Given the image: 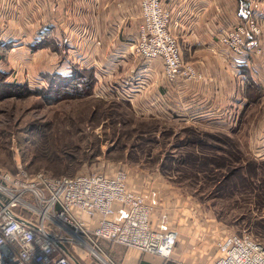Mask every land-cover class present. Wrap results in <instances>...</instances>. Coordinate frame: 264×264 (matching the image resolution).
<instances>
[{
  "label": "rangeland",
  "instance_id": "374dc122",
  "mask_svg": "<svg viewBox=\"0 0 264 264\" xmlns=\"http://www.w3.org/2000/svg\"><path fill=\"white\" fill-rule=\"evenodd\" d=\"M60 1L68 34L76 24H88L84 0ZM46 3L0 0V172L57 177L124 171L131 185L157 194L153 213L186 209L214 224L217 240L250 234L264 246L260 94L248 90L237 126L227 130L219 123L178 120L176 112L152 108L142 93L132 100V92L99 87L94 69L72 55L68 34L54 36L48 22L58 5ZM68 60L71 72L86 75L83 90L67 89L69 81L62 80L67 75L58 70ZM21 212L40 218L29 209ZM87 262L105 264L93 254Z\"/></svg>",
  "mask_w": 264,
  "mask_h": 264
},
{
  "label": "crops",
  "instance_id": "0c3cea01",
  "mask_svg": "<svg viewBox=\"0 0 264 264\" xmlns=\"http://www.w3.org/2000/svg\"><path fill=\"white\" fill-rule=\"evenodd\" d=\"M44 1L48 2L46 7H51L55 0ZM56 1L57 13L48 24L55 27L54 36L62 39V34H68V26L60 18L61 1ZM84 1L82 7H85L88 24L85 27L76 24L67 36L75 48L72 55L82 66L94 69L99 87L132 92V100L142 93L150 100L152 108L161 109L166 114L176 112L174 115L178 120L219 123L221 125L217 127L227 130L237 126V119L248 103L250 83L259 87L264 102V0H163L162 5L170 13L169 30L178 40L183 61L202 76L197 81L181 78L173 82L165 79L161 60L145 61L135 53V36L142 24L139 0ZM135 10H139L138 21ZM250 16L261 24V36L253 42L248 55L238 57L218 39L244 25ZM122 21L125 24L121 37L117 25ZM69 60L64 61L58 70L63 75L71 74ZM262 129L263 147L264 126ZM129 185L136 194H143L141 196L153 211L152 202L157 194H148ZM189 212L186 209L169 210L161 215L152 212L150 226L153 230L177 233V245L169 259L108 240H92L112 264H211L217 260L218 241L221 239L217 240L213 234L214 224L198 220ZM125 217L124 208L116 206L111 219L122 223ZM81 219L89 230L97 224L96 219L85 216ZM64 246L80 264H89L87 259L91 254L80 252L73 243L68 242Z\"/></svg>",
  "mask_w": 264,
  "mask_h": 264
},
{
  "label": "built area",
  "instance_id": "2783aa9c",
  "mask_svg": "<svg viewBox=\"0 0 264 264\" xmlns=\"http://www.w3.org/2000/svg\"><path fill=\"white\" fill-rule=\"evenodd\" d=\"M162 2L139 0L142 24L135 36V53L145 61L161 60L164 77L170 82L202 79L183 61L178 40L169 30L170 13ZM248 18L218 39L238 57L248 55L261 36V24ZM116 206L126 212L122 223L111 219ZM26 209L40 214L39 220L24 216L21 211ZM151 211L147 200L130 189L124 171L113 176L89 172L57 177L43 172H0V264H75L56 245L73 243L71 234L85 242L86 238L99 255L92 238L169 259L177 245V233L153 230ZM81 216L96 219V226L87 229ZM211 264H264V246L250 234L229 235L219 241L217 260Z\"/></svg>",
  "mask_w": 264,
  "mask_h": 264
},
{
  "label": "trees",
  "instance_id": "16d2710c",
  "mask_svg": "<svg viewBox=\"0 0 264 264\" xmlns=\"http://www.w3.org/2000/svg\"><path fill=\"white\" fill-rule=\"evenodd\" d=\"M82 74H84V72H81ZM80 72H76L74 69L73 71L71 72V74L69 76H64L62 77V80H65V81H69L68 82V86L67 89H69L70 87L71 88H76L78 86V88H85L87 87V83H86V79H85V76L81 74ZM91 74L93 72H90ZM80 74V75H79ZM249 89H255V91H257L259 94H260V89L258 86H256L255 84L253 83H250L248 85V90ZM83 90V89H82ZM261 95V94H260Z\"/></svg>",
  "mask_w": 264,
  "mask_h": 264
},
{
  "label": "bare ground",
  "instance_id": "6f19581e",
  "mask_svg": "<svg viewBox=\"0 0 264 264\" xmlns=\"http://www.w3.org/2000/svg\"><path fill=\"white\" fill-rule=\"evenodd\" d=\"M72 240H73V245L74 247L77 249H80V252H83L85 254H93L95 255L98 259H100L101 261H103L104 263H107L101 255H99L96 251H94L89 245H87V243L78 235L74 234L72 235Z\"/></svg>",
  "mask_w": 264,
  "mask_h": 264
},
{
  "label": "water",
  "instance_id": "95a60500",
  "mask_svg": "<svg viewBox=\"0 0 264 264\" xmlns=\"http://www.w3.org/2000/svg\"><path fill=\"white\" fill-rule=\"evenodd\" d=\"M56 245L57 246H60L61 247V249L63 250V252L66 254V255H68L69 257H70V259L72 260V261H74V262H76V264H80L72 255H71V253H70V251L67 249V247L66 246H64L62 243H56Z\"/></svg>",
  "mask_w": 264,
  "mask_h": 264
}]
</instances>
